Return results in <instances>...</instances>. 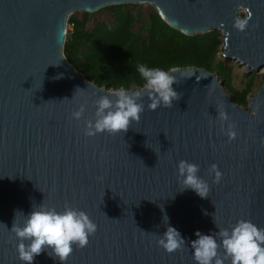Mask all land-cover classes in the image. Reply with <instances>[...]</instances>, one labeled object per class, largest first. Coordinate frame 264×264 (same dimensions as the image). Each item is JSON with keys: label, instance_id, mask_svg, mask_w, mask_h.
Instances as JSON below:
<instances>
[{"label": "water", "instance_id": "95a60500", "mask_svg": "<svg viewBox=\"0 0 264 264\" xmlns=\"http://www.w3.org/2000/svg\"><path fill=\"white\" fill-rule=\"evenodd\" d=\"M129 1L153 3L167 25L186 35L218 28L223 57L253 70L264 64V0H0V264H25L11 228L40 204L84 210L97 225L88 245H73L64 264H197L191 248L197 231L215 235L241 219L264 228V86L242 106L217 74L170 67L181 94L172 108L150 110L145 96L141 119L127 132L84 134L95 101L113 90L66 60L67 13ZM238 7L246 9L243 30L236 27ZM81 104L86 111L76 120L72 113ZM221 109L228 121L218 118ZM180 160L200 166L208 198L182 190ZM212 164L223 174L219 183L209 174ZM168 225L185 239L173 253L158 244ZM50 252L33 264H62Z\"/></svg>", "mask_w": 264, "mask_h": 264}, {"label": "clouds", "instance_id": "9594fccd", "mask_svg": "<svg viewBox=\"0 0 264 264\" xmlns=\"http://www.w3.org/2000/svg\"><path fill=\"white\" fill-rule=\"evenodd\" d=\"M246 23V20L238 19L236 27L243 30ZM137 71L145 81L143 89L127 91L121 87L100 96L95 101L94 118L85 120L83 131L86 136L93 137L105 132L110 135L127 132L133 122L140 121L144 112L145 96L150 101L148 108L153 111L161 106L172 108L173 102L181 98V94L173 88V84L178 82L173 72L158 67L150 68L145 64H138ZM85 111L86 106L81 104L73 111L72 117L81 120ZM218 118L221 121L229 120L228 114L222 109L218 110ZM226 134L229 140L236 138L234 124H228ZM177 172L182 190L191 189L201 198L209 197L210 186L199 175L198 164L180 160ZM209 174H214V183H219L223 175L216 164L210 165ZM25 217L22 225L16 224L14 220L11 228L18 241V259L25 264H33L34 258L46 249H51L49 255L64 264L74 250L73 245L81 249L86 247L89 237L97 231L96 223L84 210L68 205L63 211H57L40 204ZM167 219L165 216V223ZM195 235L197 239L191 241V248L197 264H225V260H230L231 264H264V228L251 221L241 219L230 228L219 229L215 235L202 234L199 231ZM217 236L220 242L217 241ZM158 244L168 253H173L185 246V239L176 228L168 225L166 231L160 235Z\"/></svg>", "mask_w": 264, "mask_h": 264}, {"label": "trees", "instance_id": "16d2710c", "mask_svg": "<svg viewBox=\"0 0 264 264\" xmlns=\"http://www.w3.org/2000/svg\"><path fill=\"white\" fill-rule=\"evenodd\" d=\"M102 9L109 11L112 20H96L89 30L87 12H82L80 19L67 18L73 27L66 30L63 54L87 80L112 90H133L145 84L137 71L138 64L165 71L193 65L218 73L230 100L245 105L249 82L239 89L231 86L229 66L216 59L221 44L218 31L186 35L167 25L156 11L149 12L134 30L140 18L138 12L133 13L124 3L99 8Z\"/></svg>", "mask_w": 264, "mask_h": 264}, {"label": "rangeland", "instance_id": "374dc122", "mask_svg": "<svg viewBox=\"0 0 264 264\" xmlns=\"http://www.w3.org/2000/svg\"><path fill=\"white\" fill-rule=\"evenodd\" d=\"M124 4L127 7H129L133 13L134 12L139 13L140 18L137 19V22L134 25V30L139 23L146 20L149 12L155 11V7L151 4H146V3H124ZM105 6H108V5H105ZM105 6H102V7H105ZM99 8H101V7H99ZM99 8L96 10H93L91 12H87V11H83V10H77V11H74L69 16H72L74 19H80L82 12H87L89 19L86 23V28H87V30H89L91 28L92 24L96 20H100V21H103L106 23H108L112 20V17H111V15L107 9L99 10ZM244 16H245V12H243L242 10L238 11L236 14L237 20L238 19L242 20ZM67 22H69V21H67ZM66 28H67V26H66ZM212 30L217 31L216 29H211L210 31H212ZM223 52H224V50L221 48V46H219L218 52L216 53V59L222 60L225 65L229 66V68H230L229 77H230L231 86L235 89H239L245 85V82H249L250 91L246 96V103H247V101H248L247 97H251L261 86H264V77L260 74L261 69L244 70L243 69L244 64H241L239 61H237L236 59H234L232 57H223L222 56ZM215 74H217V76H218V73H215ZM247 77H250V79ZM218 79L222 80L220 77ZM222 82H223V80H222ZM222 87H223V85H222ZM223 89L226 92L225 88H223ZM110 90H112V89H110ZM246 103H245V105H246Z\"/></svg>", "mask_w": 264, "mask_h": 264}, {"label": "bare ground", "instance_id": "6f19581e", "mask_svg": "<svg viewBox=\"0 0 264 264\" xmlns=\"http://www.w3.org/2000/svg\"><path fill=\"white\" fill-rule=\"evenodd\" d=\"M124 3H146V4H151V5H153L154 7H155V5L153 4V3H149V2H140V1H129V2H124ZM103 5H108V3H105V4H102V5H100L99 7H101V6H103ZM98 8V7H97ZM96 8V9H97ZM77 10H84V9H74V10H71V11H69L68 13H67V17L70 15V14H72L74 11H77ZM240 10H242L243 12H245L246 13V9L245 8H242V7H238L237 9H236V12H235V14H237V12L238 11H240ZM208 29V28H207ZM209 29H218V28H209ZM199 31H201V29L200 30H195V32H199ZM223 32V31H222ZM222 37H223V39L224 38H226V36H225V34H224V32H223V34H222ZM223 50H224V52L223 53H225V48H226V45L224 44V42H223V45H222V47H221ZM226 57H228V56H226ZM232 58H234V59H236L234 56H232ZM237 61H239V60H237ZM241 64H244V65H247L244 61H239ZM248 66V65H247ZM259 69H264V64H260V65H256ZM249 67V66H248ZM255 66H252V67H249V69H253ZM251 98H253V97H251ZM249 113H251V112H249Z\"/></svg>", "mask_w": 264, "mask_h": 264}, {"label": "built area", "instance_id": "2783aa9c", "mask_svg": "<svg viewBox=\"0 0 264 264\" xmlns=\"http://www.w3.org/2000/svg\"><path fill=\"white\" fill-rule=\"evenodd\" d=\"M67 24H68V25H67ZM66 26H67V28H66ZM72 27H73V22H71V21L67 22V21H66V24H65V31H66V29H67V30H71Z\"/></svg>", "mask_w": 264, "mask_h": 264}]
</instances>
